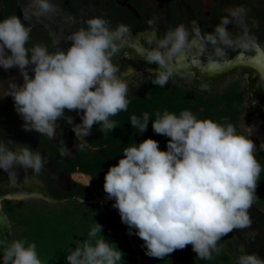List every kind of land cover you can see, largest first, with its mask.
<instances>
[{"label": "clouds", "instance_id": "clouds-1", "mask_svg": "<svg viewBox=\"0 0 264 264\" xmlns=\"http://www.w3.org/2000/svg\"><path fill=\"white\" fill-rule=\"evenodd\" d=\"M33 2L34 15L55 12L49 0ZM242 12L231 15L236 18ZM22 14L23 20L17 15L0 20V67L17 68L23 77L22 85L11 83L4 93L11 96L23 129L55 139L57 121L64 119L78 138L89 136L94 124L100 125L102 132H112L116 122L110 118L127 111L130 104L129 84L113 62L129 28H111L110 21L92 17L84 22L86 27L65 38L71 42L66 51L59 47L49 51L44 44L27 47L32 28L24 20L31 17ZM228 23L223 19L215 31L221 42L231 46V39H224ZM188 38L189 32L181 24L170 29L157 48L145 50L144 60L158 66L146 69L154 74V85L164 87L173 77L170 61L189 46ZM206 39L212 45L218 42L213 34ZM250 42V38H242L238 44L247 48ZM222 54L223 49L217 48L216 55ZM134 73L135 69H129L127 75ZM65 110L82 113L81 122L74 124ZM149 121L146 112L142 119L130 118L139 133L147 130ZM152 129L169 138L167 150H160L159 142L151 138L124 147L123 157L105 173L103 190L107 199L115 201L112 206L127 225L128 234L135 230L144 241L149 257L162 259L191 245L196 258L210 260L213 252L219 254L217 244L223 237L252 223L249 210L257 198L262 171L254 155L256 145L250 139L253 129L249 127L246 136L232 123L200 120L189 110L179 115L157 112ZM45 163L43 155L29 146L10 149L0 141V169L10 175L16 166L38 174ZM102 227L95 222L88 239L76 241L66 256L67 264H124L125 254L101 234ZM2 264L42 261L34 242L12 240L3 250ZM238 264H264V259L247 253L239 257Z\"/></svg>", "mask_w": 264, "mask_h": 264}, {"label": "flooded vegetation", "instance_id": "flooded-vegetation-1", "mask_svg": "<svg viewBox=\"0 0 264 264\" xmlns=\"http://www.w3.org/2000/svg\"><path fill=\"white\" fill-rule=\"evenodd\" d=\"M49 2L54 5L55 12L46 15H34L37 9L33 0L3 2V19L17 15L23 20L22 11L31 17L30 20H24L32 28L27 47L44 44L49 51H56L58 47L66 51L71 42L65 38L78 28L86 27L84 22L92 17L110 21L111 28L127 26L129 33L123 38L113 62L119 66L122 78L127 80L128 99L130 103H134V100L151 95L154 74L146 69L154 70L158 67L155 63L148 64L144 60L145 50L157 48L170 29L182 24L189 32L190 44L172 57L170 64L174 75L166 85L172 89L182 88L196 92L205 100L219 98L221 105L226 103L228 94H234L230 97L233 105L243 110L240 122L245 113H259L261 119L258 122L264 123V0ZM241 9L243 12L233 18L231 13ZM225 18L230 23L226 25L228 36L224 39H231V46L221 42L215 31ZM197 32L199 37L196 36ZM208 34L216 36V45L207 42ZM242 38H250L249 47L239 46L238 42ZM217 48L223 49L222 55H216ZM211 62L216 64L212 69L209 68ZM129 69H135V73L127 75ZM32 74L29 68V75ZM11 83L23 84L20 71L17 68L0 70V141L5 142L10 149H17L18 145L29 146L34 151H39L46 163L38 174L30 168L23 169L20 166H16L11 175L0 169V210L8 219L7 234L11 232V224L4 212L5 200H33L56 205L106 204L115 209L112 206L114 200L104 202L108 200L103 190L104 176L123 157V148L133 143L108 139L99 144L92 134L78 138L72 131V125L64 119L57 121L55 139H49L34 130L25 131L22 127L24 122L15 111L11 96L4 94ZM81 115L76 111L65 110V116H71L74 124L81 122ZM82 144L84 147L81 150L79 146ZM166 150L167 148L164 151ZM62 151L67 154L62 156ZM249 215L251 226L234 230L223 237L217 244L219 251L224 248L238 258L247 253L259 254L264 249V208L253 203ZM128 236L138 250L143 251L142 241L135 237L134 232ZM175 253H188V264L195 259L199 263L204 261L196 258L191 245L172 253V264Z\"/></svg>", "mask_w": 264, "mask_h": 264}, {"label": "trees", "instance_id": "trees-1", "mask_svg": "<svg viewBox=\"0 0 264 264\" xmlns=\"http://www.w3.org/2000/svg\"><path fill=\"white\" fill-rule=\"evenodd\" d=\"M151 85L150 96L134 100L127 111L110 118L116 122V128L112 132H102L100 125H93L91 134L97 138L95 142L102 144L109 139L113 142L140 143L151 138L159 142L160 150H165L169 138L156 134L152 129V121L156 119V113L162 114L165 110L176 115L183 110H189L200 120L212 119L222 124L232 123L238 133L245 135L239 126L240 113L243 110L234 106L230 99L234 94H228L226 103L221 105L219 98L205 100L196 92L186 89H172L167 85L160 87L153 83ZM145 112L149 114L150 121L147 130L139 133L138 129L130 124V118L135 115L142 119ZM260 150L261 147L255 155L262 171L254 203L263 208L264 159L259 156ZM3 208L10 220L11 232L8 236L0 226V264H2L3 250L12 240H23L26 244L34 242L42 264H67L66 256L76 247V241L88 239V233L95 222L103 226L101 234L125 254L124 264H172V254L162 259L149 257L146 255L145 247L140 257V251L133 246L128 236L129 229L121 222L118 210L106 204L68 203L52 206L33 200H5ZM133 232L135 234V230ZM135 237L140 239L137 235ZM142 245L144 246V241ZM226 251L223 248L219 254L213 253L210 260L199 263L195 259L190 264H238V259L233 257V253Z\"/></svg>", "mask_w": 264, "mask_h": 264}, {"label": "rangeland", "instance_id": "rangeland-1", "mask_svg": "<svg viewBox=\"0 0 264 264\" xmlns=\"http://www.w3.org/2000/svg\"><path fill=\"white\" fill-rule=\"evenodd\" d=\"M261 119V116L259 113H245L244 116L242 117V120L240 122V127L241 129L243 130L244 134L247 136L248 135V130H249V127H251L252 129L254 127L257 126V124L259 123L258 121H260ZM264 132V128H262V130ZM253 133V132H252ZM250 139H252L256 145V149L254 151V155H256L258 152V149L259 147H261V150L259 152V156L261 158L264 159V143H262L260 140L256 139L254 137V135L252 134L250 136ZM95 202V201H94ZM96 202H103L101 200H96ZM104 202H111L109 199L107 201H104ZM52 206H56V204H50ZM264 208V207H263ZM10 235V233L8 234V236ZM132 241V240H131ZM133 242V241H132ZM133 246L136 247V244L133 242ZM228 246V245H227ZM139 256L141 257L142 256V251H140V254ZM241 256V255H240ZM239 256V257H240ZM239 257L237 258L239 260Z\"/></svg>", "mask_w": 264, "mask_h": 264}, {"label": "water", "instance_id": "water-1", "mask_svg": "<svg viewBox=\"0 0 264 264\" xmlns=\"http://www.w3.org/2000/svg\"><path fill=\"white\" fill-rule=\"evenodd\" d=\"M3 0H0V20H3ZM3 68L0 67V70ZM0 226L4 230V232L8 233L9 223L6 215L0 210ZM260 258L264 259V249L258 254L256 253ZM189 254H174L173 262L174 264H188Z\"/></svg>", "mask_w": 264, "mask_h": 264}, {"label": "bare ground", "instance_id": "bare-ground-1", "mask_svg": "<svg viewBox=\"0 0 264 264\" xmlns=\"http://www.w3.org/2000/svg\"><path fill=\"white\" fill-rule=\"evenodd\" d=\"M260 62V61H259ZM209 68L210 69H212L211 67H215L216 66V64L214 63V62H211V63H209ZM262 128H264V123H261V122H259L258 124H257V126L256 127H254L253 128V135H254V137L256 138V139H258V140H260L262 143H264V132L263 131H261L262 130Z\"/></svg>", "mask_w": 264, "mask_h": 264}]
</instances>
